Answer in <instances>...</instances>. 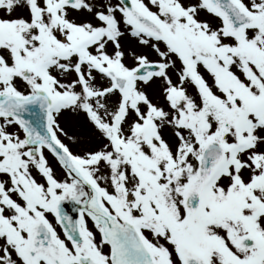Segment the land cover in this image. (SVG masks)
Returning <instances> with one entry per match:
<instances>
[{"label":"snow or ice","instance_id":"6c2138e0","mask_svg":"<svg viewBox=\"0 0 264 264\" xmlns=\"http://www.w3.org/2000/svg\"><path fill=\"white\" fill-rule=\"evenodd\" d=\"M0 264H264V0H0Z\"/></svg>","mask_w":264,"mask_h":264},{"label":"rangeland","instance_id":"374dc122","mask_svg":"<svg viewBox=\"0 0 264 264\" xmlns=\"http://www.w3.org/2000/svg\"><path fill=\"white\" fill-rule=\"evenodd\" d=\"M59 171V170H58Z\"/></svg>","mask_w":264,"mask_h":264}]
</instances>
